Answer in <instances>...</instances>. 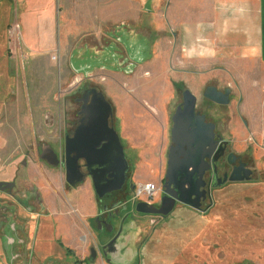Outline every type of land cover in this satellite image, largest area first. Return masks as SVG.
<instances>
[{
    "label": "flooded vegetation",
    "instance_id": "obj_1",
    "mask_svg": "<svg viewBox=\"0 0 264 264\" xmlns=\"http://www.w3.org/2000/svg\"><path fill=\"white\" fill-rule=\"evenodd\" d=\"M106 35L110 41L100 48L86 50L81 59L78 53L72 57L79 70L83 65L96 67L86 78L81 74L82 80L71 92L73 120L66 121L59 133L51 136L49 131L50 136L40 139V144L33 140L23 149L22 166L28 160L59 170L62 186L55 189L48 185L49 197L37 184L23 186L18 169L12 179L0 176V264H139L155 226L168 218L177 204L201 209L212 189L229 183H223L225 177L228 180L242 165L247 168L214 131L220 157L216 163L205 159L199 181L203 187L194 189L196 177L190 189L185 186L187 192H177L185 204L176 200L164 215L162 211L171 203L166 190L174 191L173 186L166 187V168L151 184L152 193L145 195L141 189L150 183H135L132 178L131 163L138 147L132 145L134 139L129 140V136L134 138L135 132L121 134L114 108L103 93L87 83L96 72L134 74L140 66L136 61L143 60L144 64L150 58V41L123 23ZM101 94L108 105L98 102ZM117 140L124 153L123 164L117 158ZM13 144L9 152L19 154L21 147ZM61 216L65 220L62 224Z\"/></svg>",
    "mask_w": 264,
    "mask_h": 264
},
{
    "label": "rangeland",
    "instance_id": "obj_2",
    "mask_svg": "<svg viewBox=\"0 0 264 264\" xmlns=\"http://www.w3.org/2000/svg\"><path fill=\"white\" fill-rule=\"evenodd\" d=\"M14 8V19L19 23L18 0ZM2 9L3 13L7 12L6 7ZM2 28L1 24L0 32H3ZM112 29L109 25L102 30L100 38H89L86 43L100 48L104 42L110 41L106 34ZM8 31L0 35V155L4 156L0 159V176L12 179L18 169V179L23 186L37 184L40 192L50 197L46 192L48 185L60 188L63 184L61 172L37 161L29 163L27 159V165L22 166L23 149L33 140L40 144V139L50 136L49 131L53 132L51 136L54 132L59 133L66 121L73 120L71 92L82 80L81 74L74 72L69 65L71 51L62 58L61 63L50 60L57 58L58 50L47 51L45 54L49 62L42 66L33 65L26 58L32 56L34 51L21 48L18 31V34L13 32L12 35ZM154 47L155 43L150 39L151 55L156 52ZM161 56L160 52L156 53L157 61ZM145 71L139 82L154 89L144 96L131 91L136 84L133 74L124 76L115 73L109 83L107 79H101L103 73L96 72L87 83L103 93L109 102L106 91L116 90V85L129 92L134 104H138V99H146L145 110L134 106L135 111L141 113L137 119L129 117L131 105L126 106L125 103L123 106L122 101L125 114L119 119V130L124 136V132L129 133L134 128L135 136H129L132 138L129 140H146L134 152L132 178L135 183L152 184L166 168L172 127L170 119L182 101L185 88L176 87L173 77L165 73L158 79ZM162 83L165 84L161 89ZM110 84L112 86L108 87ZM196 100V112L205 114L207 121L215 125V133H219L227 142L229 152L247 164L251 177L248 181H235L212 189L210 199L201 209L177 204L174 212L155 226L152 240L142 249L139 264H264L263 134L254 130L255 136H252L246 130L243 136L234 130L235 125L232 131L229 130V122H240L235 112L237 100L232 91L227 106L212 104L201 95ZM114 112L116 116L117 111ZM13 143L21 147L19 154L9 152ZM40 166L44 172L42 175ZM87 183L88 180L85 181ZM64 221L61 219L60 223Z\"/></svg>",
    "mask_w": 264,
    "mask_h": 264
},
{
    "label": "crops",
    "instance_id": "obj_3",
    "mask_svg": "<svg viewBox=\"0 0 264 264\" xmlns=\"http://www.w3.org/2000/svg\"><path fill=\"white\" fill-rule=\"evenodd\" d=\"M16 2L0 0L4 32L0 35L8 29L10 35L19 32L21 48L34 51L26 58L33 65L49 62L47 51L58 50L52 62L61 63L68 51L69 63L75 53L81 59L86 50L96 48L88 46L87 39L100 38L109 25H130L154 41L156 50L133 74L136 84L131 91L142 96L153 92L154 88L139 82L145 69L158 79L164 73L173 77L176 87L190 90L196 99L206 87L228 88L237 100L235 112L240 118V122H229V130L235 125L234 130L242 135L249 130L255 136L256 130L264 137V0H153L151 5L145 1L143 8L137 0H18L19 23L14 19ZM13 22L17 24L12 26ZM103 74L110 83L114 74ZM115 89L106 91V96L117 111V121L121 123L124 113L122 101L123 106L131 105L129 117L137 119L141 113L135 107L145 110L146 99L134 104L129 92L117 85ZM145 141L133 145L140 148Z\"/></svg>",
    "mask_w": 264,
    "mask_h": 264
},
{
    "label": "water",
    "instance_id": "obj_4",
    "mask_svg": "<svg viewBox=\"0 0 264 264\" xmlns=\"http://www.w3.org/2000/svg\"><path fill=\"white\" fill-rule=\"evenodd\" d=\"M137 1L139 4L143 5V1ZM145 1H147L148 4L150 3V5L153 3V0ZM148 12H152V9H149ZM110 57L113 58V55ZM141 61L143 60H137L136 63L141 64ZM69 65L74 72L82 74L83 78H86L94 71V69H96L94 64L89 66L83 65L80 70L77 69L75 62L73 61H70ZM204 90L203 97L210 103L221 106L228 105L230 96L229 89L219 91L213 87H206ZM98 102L104 104V106L108 105L102 94L99 96ZM196 102V97L190 92V90L183 91L182 102L176 107L174 114L170 119L172 122L170 130L171 146L169 147L166 156L165 177L166 179H169L168 182H166V187L170 188L173 186L174 191L170 192L166 190V194L169 196L171 203L167 205L168 208L165 211H162L164 215L168 214L173 209V203L176 200L185 204V201L177 195V192H187L185 190V186L190 189V187H192V180L194 181L196 177L197 183H195L194 189L196 190L203 187V184L199 181H201L202 174L205 171V165L207 164L205 159H212V161L216 163L220 157V154H217L218 147L215 141L214 133L215 125L208 122L204 114L201 115L196 112ZM112 134L115 135L114 133ZM115 137L118 139L116 135ZM224 144L226 143L224 142ZM116 147L117 158L120 163L123 164L125 163L124 153L118 145V140ZM243 167L244 165L236 169L235 173L231 174L228 180L225 177L223 183L227 181L229 183H233L235 181H248L251 177V171L248 168ZM174 178H176V180ZM76 180L81 181L79 178ZM221 185L222 184L219 186ZM192 207L199 209L198 206ZM148 212L155 213V211L151 210Z\"/></svg>",
    "mask_w": 264,
    "mask_h": 264
},
{
    "label": "built area",
    "instance_id": "obj_5",
    "mask_svg": "<svg viewBox=\"0 0 264 264\" xmlns=\"http://www.w3.org/2000/svg\"><path fill=\"white\" fill-rule=\"evenodd\" d=\"M56 57H52L51 60L54 61ZM141 190L145 193V195H149L153 191V187L151 184H147L145 187H143Z\"/></svg>",
    "mask_w": 264,
    "mask_h": 264
},
{
    "label": "bare ground",
    "instance_id": "obj_6",
    "mask_svg": "<svg viewBox=\"0 0 264 264\" xmlns=\"http://www.w3.org/2000/svg\"><path fill=\"white\" fill-rule=\"evenodd\" d=\"M154 188V187H153ZM138 195V194H137ZM139 196V195H138Z\"/></svg>",
    "mask_w": 264,
    "mask_h": 264
}]
</instances>
